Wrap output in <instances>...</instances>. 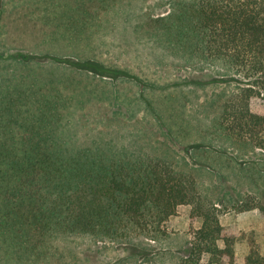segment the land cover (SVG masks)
I'll return each instance as SVG.
<instances>
[{
	"label": "rangeland",
	"instance_id": "1",
	"mask_svg": "<svg viewBox=\"0 0 264 264\" xmlns=\"http://www.w3.org/2000/svg\"><path fill=\"white\" fill-rule=\"evenodd\" d=\"M189 1L1 0L0 102L13 105V94L31 100L21 117L29 123L14 124L9 146L20 154L34 133H44L38 120L30 121L50 100L58 118L46 130L55 136L52 145L75 156V163L99 150L162 156L195 176L202 195L221 208L227 228L254 232L264 254V216L237 208L247 196L264 203V148L234 141L219 125L224 102L246 82L222 60L189 50L188 16L177 28L170 25L169 16L174 22ZM157 24L167 26L157 30ZM89 59L122 71L103 76L79 63ZM251 108L264 114L263 97L253 96ZM11 122L1 119L0 125L9 132ZM191 211L190 204L179 205L166 236L124 240L42 230L28 220L13 232L7 223L14 218L5 215L0 264H179L203 224ZM31 225L38 231L31 234L32 246L25 231ZM246 242L237 245L241 261ZM208 260L205 254L200 264Z\"/></svg>",
	"mask_w": 264,
	"mask_h": 264
},
{
	"label": "trees",
	"instance_id": "2",
	"mask_svg": "<svg viewBox=\"0 0 264 264\" xmlns=\"http://www.w3.org/2000/svg\"><path fill=\"white\" fill-rule=\"evenodd\" d=\"M183 6L174 22L169 18L176 28L187 16L191 19L186 39L189 50L222 60L246 82L224 102L219 125L234 141L264 148V114L251 108L253 96L264 99V0H194ZM157 25V30L167 26ZM79 63L103 76L115 77L122 71L99 59ZM13 96V105L0 102L4 114L0 120L12 121L9 132L0 125L4 136L0 139V225L8 215L14 218L6 222L13 232L28 220L42 230L60 227L112 240L140 234L157 237L167 235L166 225L179 205L190 204L191 218L200 217L203 224L195 231L190 254L179 264H200L205 254L209 255L207 264H264L254 232L239 234L227 228L219 205L202 195L193 174L178 170L172 161L128 152L107 155L99 150L86 154L85 166L75 163V156H66L67 150L52 145L55 136L46 130L51 118H58L50 100L42 102L44 107L30 121L38 120L44 133H34L29 148L14 152L9 146L13 126L29 123L21 117L31 100ZM237 208L241 212L259 209L264 216V203L253 196L245 197ZM25 231L32 246L31 234L37 228L31 225ZM245 241L248 250L241 261L237 245Z\"/></svg>",
	"mask_w": 264,
	"mask_h": 264
},
{
	"label": "crops",
	"instance_id": "3",
	"mask_svg": "<svg viewBox=\"0 0 264 264\" xmlns=\"http://www.w3.org/2000/svg\"><path fill=\"white\" fill-rule=\"evenodd\" d=\"M221 221H222V223H223V219H221ZM224 224V223H223ZM224 225H226V224H224Z\"/></svg>",
	"mask_w": 264,
	"mask_h": 264
},
{
	"label": "flooded vegetation",
	"instance_id": "4",
	"mask_svg": "<svg viewBox=\"0 0 264 264\" xmlns=\"http://www.w3.org/2000/svg\"><path fill=\"white\" fill-rule=\"evenodd\" d=\"M0 2H1V0H0ZM3 2V1H2ZM1 5H2V3H1ZM1 9V8H0Z\"/></svg>",
	"mask_w": 264,
	"mask_h": 264
}]
</instances>
